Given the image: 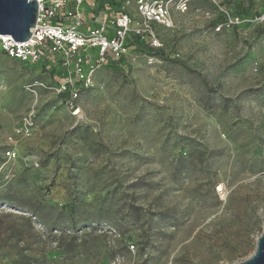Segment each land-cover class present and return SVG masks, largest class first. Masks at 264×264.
<instances>
[{
    "label": "rangeland",
    "instance_id": "obj_1",
    "mask_svg": "<svg viewBox=\"0 0 264 264\" xmlns=\"http://www.w3.org/2000/svg\"><path fill=\"white\" fill-rule=\"evenodd\" d=\"M55 1L43 24L83 47L27 62L0 43V264L246 260L264 228V0H143L168 28L140 0ZM123 16L122 53L102 54L92 31L109 41Z\"/></svg>",
    "mask_w": 264,
    "mask_h": 264
},
{
    "label": "built area",
    "instance_id": "obj_2",
    "mask_svg": "<svg viewBox=\"0 0 264 264\" xmlns=\"http://www.w3.org/2000/svg\"><path fill=\"white\" fill-rule=\"evenodd\" d=\"M38 5V15L35 27L31 30V37L27 42L17 43L14 42L10 37L0 36V43L3 50L11 57L20 59L27 62H38L42 59L43 47L42 44L46 41L55 42L56 45L66 42L74 50L77 47H83L84 39L79 37L74 31L68 33H62L60 30L43 24V20L46 18V13L49 11L47 6V0H35ZM57 2V0L55 1ZM179 10L184 11V4L178 5ZM54 8H52L53 10ZM51 10V11H52ZM138 10L142 17V22L144 24H160L164 27H170L171 21L169 18V11L166 5L158 2L146 3L140 0L138 3ZM127 27V17L123 16L118 20V33L112 37L109 41L106 37L102 35L100 30L92 31L94 38V43L96 47L99 48L102 54H104L107 48L116 54L117 56L122 53L123 34ZM52 28V29H51ZM42 30V31H41ZM52 45V47H58ZM34 125V111H30L26 116L22 118L21 124L14 130L13 136L9 138L12 141V137L29 135V130L32 129ZM6 157H14V152L12 150H7L5 153ZM216 193L220 198L221 194H224L222 187L218 186L216 188ZM224 199V198H223Z\"/></svg>",
    "mask_w": 264,
    "mask_h": 264
},
{
    "label": "water",
    "instance_id": "obj_3",
    "mask_svg": "<svg viewBox=\"0 0 264 264\" xmlns=\"http://www.w3.org/2000/svg\"><path fill=\"white\" fill-rule=\"evenodd\" d=\"M38 5L35 0H0V36L14 42H27L35 27ZM236 264H264V228L255 241L253 253Z\"/></svg>",
    "mask_w": 264,
    "mask_h": 264
},
{
    "label": "bare ground",
    "instance_id": "obj_4",
    "mask_svg": "<svg viewBox=\"0 0 264 264\" xmlns=\"http://www.w3.org/2000/svg\"><path fill=\"white\" fill-rule=\"evenodd\" d=\"M51 29H52V28H51ZM41 31H42V30H41ZM2 37H4V38H5L6 36H2ZM94 46H96V43H95V45H94Z\"/></svg>",
    "mask_w": 264,
    "mask_h": 264
}]
</instances>
